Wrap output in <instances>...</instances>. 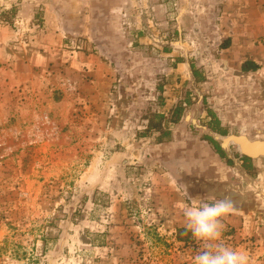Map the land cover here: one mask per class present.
<instances>
[{
	"label": "rangeland",
	"instance_id": "obj_1",
	"mask_svg": "<svg viewBox=\"0 0 264 264\" xmlns=\"http://www.w3.org/2000/svg\"><path fill=\"white\" fill-rule=\"evenodd\" d=\"M10 2L0 1V264H194L201 242L180 225L183 204L199 195L178 190L175 177L187 167L181 179L192 183L205 170L186 155L190 146L174 156L176 147H159L161 133L140 134L172 97L186 115L200 107L180 125L207 137L209 86L183 83L162 54L187 51L196 68L192 53L206 44L214 57L216 41L173 17L143 45L144 22L131 26L108 0L98 13L47 18ZM210 67L226 78L224 63ZM166 127L170 142L177 126ZM223 223L222 242L264 264L260 227Z\"/></svg>",
	"mask_w": 264,
	"mask_h": 264
},
{
	"label": "crops",
	"instance_id": "obj_2",
	"mask_svg": "<svg viewBox=\"0 0 264 264\" xmlns=\"http://www.w3.org/2000/svg\"><path fill=\"white\" fill-rule=\"evenodd\" d=\"M0 1L9 4L14 0ZM17 1L21 7L20 14L31 10L35 14L41 7L47 18L53 15L64 17L66 12L75 10L98 13L105 0ZM109 2L113 14L124 16L131 26L137 28L144 22V27L140 29L144 33L139 32L143 34L139 38L143 45L161 39L158 29L165 26V19L173 17L178 18L179 28L185 22L184 19L187 22L192 19L194 32L207 36L210 42L216 41L217 52L214 57L212 47L206 48V44L198 45V54L192 53L191 56L199 65L195 73L191 63L186 61L187 51L162 54L166 56L162 59L177 66L176 71L181 74L183 83L193 80L196 84L209 86L208 97H203L208 102L204 132L216 146L203 137H194L182 130L180 123L191 112L194 116V110L200 108L197 105L192 106L193 111L188 115L186 111L176 124L173 140L161 143L159 147H176L177 150L172 149V154L182 157L185 156L183 146H190L186 155L202 165L205 174H194L193 182L187 183L181 179L183 176L188 178V168L183 166L182 172L176 173L175 177L178 190L186 194L193 191L192 195L198 194L195 198L200 200L230 196L234 209L227 215L228 222L234 226H241L247 220L256 223L260 227L257 236L264 242V0H108L107 6ZM74 3H79L80 8ZM223 43H226L225 47ZM203 49H209L208 61L203 58ZM214 60L218 65H226L228 73L225 79L220 75L214 76L210 67ZM205 62L209 63L210 68L205 67V78L199 79L197 77L203 72L201 66ZM192 63L195 64L194 61ZM171 98L165 100L166 104L160 112L169 115L177 106L178 101H172ZM217 148L224 152L225 157L221 156ZM167 156L161 154L165 160ZM250 214L254 217H248Z\"/></svg>",
	"mask_w": 264,
	"mask_h": 264
},
{
	"label": "clouds",
	"instance_id": "obj_3",
	"mask_svg": "<svg viewBox=\"0 0 264 264\" xmlns=\"http://www.w3.org/2000/svg\"><path fill=\"white\" fill-rule=\"evenodd\" d=\"M233 209L234 202L230 196L211 203L190 198V202L183 204L185 227L202 245V250L194 257V264H252L246 252L222 242L223 220Z\"/></svg>",
	"mask_w": 264,
	"mask_h": 264
},
{
	"label": "trees",
	"instance_id": "obj_4",
	"mask_svg": "<svg viewBox=\"0 0 264 264\" xmlns=\"http://www.w3.org/2000/svg\"><path fill=\"white\" fill-rule=\"evenodd\" d=\"M222 46L225 47L226 43H223ZM192 69L194 70V73H195V67L193 65H192ZM158 90L160 92H163L164 90L163 86L158 85ZM160 99L162 100V103H163L164 99L162 96H160ZM183 106L184 105L181 103L178 104L174 109H172L170 115H166L164 113L152 114L150 119L147 118L149 120L147 131L145 133H141L140 136L147 137L152 132H159L161 133V138L158 140L157 143L161 144V143L169 141L171 139L172 133L169 127L168 128L166 127L167 123L168 124L169 123L178 124L181 121L182 116L185 112V108ZM204 139L215 145L214 141H212V139H210L208 136L205 137ZM217 150L221 154L222 157H225V154L223 151L219 150L218 148Z\"/></svg>",
	"mask_w": 264,
	"mask_h": 264
}]
</instances>
